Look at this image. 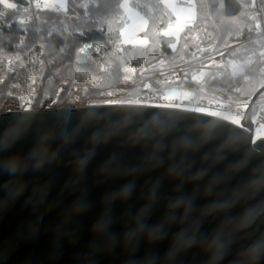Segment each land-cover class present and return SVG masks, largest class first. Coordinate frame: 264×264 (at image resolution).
<instances>
[{
    "label": "water",
    "instance_id": "water-1",
    "mask_svg": "<svg viewBox=\"0 0 264 264\" xmlns=\"http://www.w3.org/2000/svg\"><path fill=\"white\" fill-rule=\"evenodd\" d=\"M242 123L133 103L0 113V133L26 124L0 149V264H242L264 237L251 104Z\"/></svg>",
    "mask_w": 264,
    "mask_h": 264
},
{
    "label": "trees",
    "instance_id": "trees-1",
    "mask_svg": "<svg viewBox=\"0 0 264 264\" xmlns=\"http://www.w3.org/2000/svg\"><path fill=\"white\" fill-rule=\"evenodd\" d=\"M257 1L196 0V18L172 47L163 32L172 15L161 0H130L147 19L145 44L121 41L120 0H66L64 8L0 0V113L128 101L153 60L186 61L209 42L231 46L228 59L247 61L236 92L250 99L264 85V0Z\"/></svg>",
    "mask_w": 264,
    "mask_h": 264
},
{
    "label": "built area",
    "instance_id": "built-area-1",
    "mask_svg": "<svg viewBox=\"0 0 264 264\" xmlns=\"http://www.w3.org/2000/svg\"><path fill=\"white\" fill-rule=\"evenodd\" d=\"M182 6L192 5L194 0H174ZM29 18L24 19L27 23ZM264 36V33L262 34ZM229 47H217L215 44L200 49L192 59L175 65L155 66L151 63L149 69L141 72L147 77H159L165 86L163 90H153L137 96L133 104L162 107L171 105V109H179L200 114L221 117L243 126L246 107L251 104L252 133L251 142L264 139V98L258 96L250 99H234L227 96L222 89L237 91L242 79H235L230 62L225 56ZM261 75L264 71L261 70ZM233 80L229 84L227 81ZM184 89L193 93L191 96H169V89ZM166 108V107H165Z\"/></svg>",
    "mask_w": 264,
    "mask_h": 264
},
{
    "label": "rangeland",
    "instance_id": "rangeland-1",
    "mask_svg": "<svg viewBox=\"0 0 264 264\" xmlns=\"http://www.w3.org/2000/svg\"><path fill=\"white\" fill-rule=\"evenodd\" d=\"M164 5L168 8L170 11L172 18L171 20L166 24L164 27V34L168 36L170 45L172 47H175L177 44V41L179 39L180 34L184 30L185 24L189 23L190 21L194 20L196 18V10L194 9L193 4L189 6H182L177 3H175L174 0H161ZM196 2V0H194ZM257 1V0H256ZM258 2V1H257ZM39 3L44 5V6H59L61 8H64L66 5V0H39ZM196 4V3H195ZM120 5L123 9V12L127 18V22L121 27L120 29V36H121V41L124 43H130V44H145L147 42V37L145 35V30L147 28V19L143 16L142 13H140L137 9H135L131 3L130 0H120ZM259 7V6H258ZM240 21L238 18L235 20V23ZM222 24L225 26V21L222 22ZM215 44L214 42H209L203 47H206L208 45ZM201 47V48H203ZM218 47V46H217ZM226 47H231V46H226ZM160 58L153 60L155 63V66H160V65H175V64H180L184 61H177V62H167L166 60ZM164 60V61H163ZM247 64V61L245 62H240L238 60H235V58L230 59L229 66L232 67L233 69V75L235 79L238 78V74H240L243 70L245 65ZM151 66L147 65L145 68L142 69L141 72H144L145 70L149 69ZM261 70L264 71V68L262 67L259 70V74ZM148 71V70H147ZM261 75V74H260ZM264 76V75H261ZM243 80V79H242ZM159 82V83H158ZM137 90L132 96L131 99L124 100L121 102H110V103H134V100L137 96H140L143 93H146L148 91H153V90H163L165 84L162 80L159 79V77H147L142 79L140 82L137 83L136 85ZM224 93H227L228 91H232L229 88L222 89ZM167 95L169 96H191L193 93L189 90H184V89H169L167 91ZM227 95V94H226ZM231 97L234 99H244L240 95H242V92H240V95L233 90L231 93ZM258 98H264V92L258 95ZM251 99V98H250ZM247 100V99H246ZM109 103V102H105ZM88 104H104V102H94V103H88ZM86 105V104H84ZM31 107H27L25 109H28ZM33 109V108H32ZM6 111H17V110H6Z\"/></svg>",
    "mask_w": 264,
    "mask_h": 264
},
{
    "label": "snow or ice",
    "instance_id": "snow-or-ice-1",
    "mask_svg": "<svg viewBox=\"0 0 264 264\" xmlns=\"http://www.w3.org/2000/svg\"><path fill=\"white\" fill-rule=\"evenodd\" d=\"M4 7L7 9H14L16 7V5L14 3H5ZM162 107H171V105H162ZM26 119L30 120L32 119V117H27ZM207 122V121H205ZM87 123V122H86ZM26 129V124L24 127L22 128H13L11 129L9 132L7 133H0V149L6 148L8 146V144L15 140L16 137L18 135H21L24 133ZM118 132H109L107 138L109 140H111L114 136L118 135ZM207 135L205 134L204 139H207ZM47 138H45L41 143L46 142ZM7 155V153L5 152H0V164H4V157ZM42 156H44V158H46V154L45 153H41ZM23 164V159H12L10 161H7V166L8 167H12L14 170L16 167H20ZM258 183L264 185V180L258 181ZM236 195H240L239 192L236 193ZM178 215V213H177ZM141 227H143V224L141 225ZM185 241L183 239H179L177 241L174 242V247H180L182 245H184ZM205 243L207 244L208 241L205 240ZM215 243V242H213ZM246 259L242 262V264H256V262L260 259H264V237L261 238L260 242L256 243L253 247H251L248 252L245 254Z\"/></svg>",
    "mask_w": 264,
    "mask_h": 264
},
{
    "label": "crops",
    "instance_id": "crops-1",
    "mask_svg": "<svg viewBox=\"0 0 264 264\" xmlns=\"http://www.w3.org/2000/svg\"><path fill=\"white\" fill-rule=\"evenodd\" d=\"M195 2V1H194ZM196 3V2H195ZM194 9H195V7H194Z\"/></svg>",
    "mask_w": 264,
    "mask_h": 264
}]
</instances>
